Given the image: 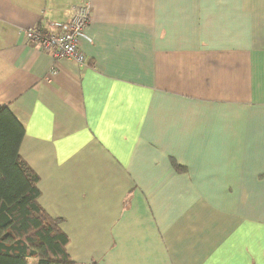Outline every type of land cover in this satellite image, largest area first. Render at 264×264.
I'll use <instances>...</instances> for the list:
<instances>
[{
  "label": "crops",
  "instance_id": "crops-1",
  "mask_svg": "<svg viewBox=\"0 0 264 264\" xmlns=\"http://www.w3.org/2000/svg\"><path fill=\"white\" fill-rule=\"evenodd\" d=\"M0 105L74 261L264 264V0H0Z\"/></svg>",
  "mask_w": 264,
  "mask_h": 264
},
{
  "label": "trees",
  "instance_id": "trees-1",
  "mask_svg": "<svg viewBox=\"0 0 264 264\" xmlns=\"http://www.w3.org/2000/svg\"><path fill=\"white\" fill-rule=\"evenodd\" d=\"M23 135L20 120L0 105V264H81L67 252L63 219L38 202L39 176L19 153Z\"/></svg>",
  "mask_w": 264,
  "mask_h": 264
},
{
  "label": "built area",
  "instance_id": "built-area-1",
  "mask_svg": "<svg viewBox=\"0 0 264 264\" xmlns=\"http://www.w3.org/2000/svg\"><path fill=\"white\" fill-rule=\"evenodd\" d=\"M69 16L66 25L58 31H47L35 25L22 28L20 33L32 48L50 52L55 62L59 59H71L83 65L85 57L79 48V39L90 21V6L72 5L69 8ZM55 67L54 64L52 71Z\"/></svg>",
  "mask_w": 264,
  "mask_h": 264
}]
</instances>
